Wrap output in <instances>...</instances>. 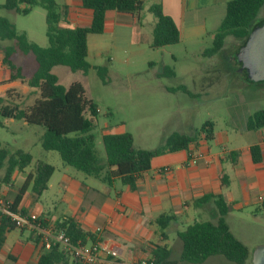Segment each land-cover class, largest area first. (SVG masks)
<instances>
[{"label": "crops", "instance_id": "obj_1", "mask_svg": "<svg viewBox=\"0 0 264 264\" xmlns=\"http://www.w3.org/2000/svg\"><path fill=\"white\" fill-rule=\"evenodd\" d=\"M229 1L231 0H161V3L163 12L173 19L180 31L179 44L193 45L202 44L205 38L213 40L214 33L225 17ZM5 2L6 0H0V5L3 6ZM55 2L64 11L62 15H65V24L72 27L91 25L92 11L83 7L82 0ZM140 16L141 20L137 22V17L132 14L108 11L104 32L88 36V54L91 50V38L104 34L111 36L114 47L142 53L147 46H151L155 18L152 30L146 31L142 13ZM22 32L30 41H34L27 31ZM4 40L0 39V96H4L10 88L27 96L31 91L27 84L20 80L8 81L9 71L3 62L4 49L16 48L15 54H21L20 64L14 63V56L13 63L27 76L35 72L36 60L30 54H23L15 41L11 40L13 42L9 43ZM123 41L127 44L126 47L121 46ZM204 50L199 49V53ZM170 56L177 60L175 54L170 53ZM211 66H214L212 71L223 70L222 60ZM240 73L242 76V71ZM214 78L218 84L223 82L219 74ZM212 84L214 81L209 82L208 87ZM252 84L253 87L245 82L237 85V103L222 122L217 118L207 120L212 124V140L207 141L200 134L187 150L166 152L153 158L150 170L141 174L134 189L124 185L119 179L113 180L109 186L97 178L104 185L100 192L92 186L74 183L72 177L64 176L58 187L62 191H69L72 196H66L69 208L63 210L62 218L50 219L41 209V205L33 197L27 199L25 194L18 208L25 209L27 213H37L48 223L71 217L84 231L90 232L97 239L95 242L104 250L117 251L119 259L127 263L153 259L154 248L164 246L170 251L169 263L176 264L180 259L182 246H178L172 239L173 234L178 236L191 221L216 222L219 213L215 199L210 198L201 203L196 201L209 195H222L231 206V211L224 217L225 221L235 237L249 248L251 257L259 245H264V236H256L259 228L264 231V128H248L250 116L264 110V82ZM179 87L181 86L167 87L166 90L172 92L179 90ZM186 89L188 92L182 90L185 94L199 95L198 92H192L187 87ZM198 130L200 129L191 130L188 127L179 132L193 134ZM254 145H258L261 152L258 163L254 162L251 152ZM196 149L204 152L206 160L189 166L188 155ZM50 180L47 189L52 186ZM11 186L13 184L10 183L0 189L7 199ZM14 198L15 196L9 200L13 202ZM84 202L88 209L84 208ZM162 215L174 217L165 228H161L156 222ZM198 218L202 221H196ZM178 222L187 223L186 227H178ZM14 230L19 231V237L17 241L9 242V234ZM14 230L7 234L0 252V264H7L8 261L10 264H37L43 252L42 243L35 242L36 235L32 229ZM254 238L257 242L251 249L249 239ZM92 242L89 240L86 243ZM66 264L75 263L72 258H68ZM248 264H252V261H248Z\"/></svg>", "mask_w": 264, "mask_h": 264}, {"label": "trees", "instance_id": "obj_2", "mask_svg": "<svg viewBox=\"0 0 264 264\" xmlns=\"http://www.w3.org/2000/svg\"><path fill=\"white\" fill-rule=\"evenodd\" d=\"M145 0H82V5L92 11V22L89 27H72L65 24L63 12L55 0H6L3 7L14 10L19 14H28L32 6H41L46 11V36L48 45L39 46L30 41L26 34L19 32L16 26L7 18L0 17V39L16 42L23 54H32L36 60L35 72L27 76L21 68L13 63L15 47L4 49L3 62L9 71L8 81L20 80L27 84L31 91L27 96L35 95L29 104H23L25 95L10 88L4 96H0V118L23 121L28 125L44 128L42 146L47 151H57L62 160L87 175L95 176L103 183L111 186L113 180L119 179L124 185L134 189L137 180L144 172L150 170L153 158L166 152L187 150L191 143L205 133V140L213 139L212 124L205 122L200 130L193 134L174 131L165 143L155 149H142L134 145V138L130 132H105L102 142L106 152V161L100 162L95 150L93 130L98 117V106L87 98L84 86L80 82H72L65 86L60 83L58 75L53 72L57 65L66 66L72 71L88 72L91 64L88 57V36L102 34L105 29L108 11L132 14L140 22ZM21 5H26L23 8ZM264 6V0H231L227 3L225 17L214 33L212 46L202 53L211 57L225 47L227 37H234L241 41V47L246 43L252 28L259 23L258 15ZM66 9L65 7H63ZM148 11L155 18L151 47L162 48L178 44L181 40L180 31L173 19L163 12L161 0L153 3ZM102 80L105 79L107 68L96 67ZM174 75L173 70H167ZM247 81V74L244 70ZM251 82V81H249ZM182 90L187 91L185 87ZM26 96V97H27ZM0 126H3L0 121ZM248 128L257 130L264 128V110L253 113L248 119ZM253 160L260 162L261 152L258 145L251 147ZM33 160L30 153L22 149L12 151L0 144V170L6 166L5 174L0 180L2 184H10L15 172L23 171ZM55 168L46 162H38L34 173L26 176L24 183L13 200V209H19V204L28 187L32 192L41 196L47 189L49 180ZM215 199L219 213L216 222H194L178 233L182 243L179 261L199 264L209 257L221 255L236 264H248L249 248L235 237L225 221V215L231 211V206L222 195L205 196L197 200L204 202ZM264 208V202H263ZM41 218H43L41 216ZM174 217L162 215L156 219L161 228H165ZM45 225L47 223H44ZM44 225V226H45ZM59 230H64L74 242H95L97 239L71 217L63 218L54 223ZM17 229L15 224L6 216L0 214V252L4 246L7 234ZM35 233V242L42 243L43 252L37 264H66L72 258L59 244L46 248L44 234ZM156 264H170V251L164 246H156L153 250ZM73 259L75 264H81Z\"/></svg>", "mask_w": 264, "mask_h": 264}, {"label": "rangeland", "instance_id": "obj_3", "mask_svg": "<svg viewBox=\"0 0 264 264\" xmlns=\"http://www.w3.org/2000/svg\"><path fill=\"white\" fill-rule=\"evenodd\" d=\"M154 2L155 0H145L142 16L146 31L152 30L154 25V16L147 10ZM0 17L7 18L18 31H27L33 42L38 45L41 44L42 47L48 45L46 11L41 6H32L28 14H19L0 5ZM258 17L264 19V6ZM93 37L87 57V61L91 64L88 72L72 71L61 65L55 66L53 72L65 86L72 82H80L85 88L87 98L97 104L98 117L92 132L95 137V150L102 163L106 161L102 142L105 132H130L133 135L135 147L155 149L163 145L166 137L173 131H181L188 127L191 130L200 129L205 121L212 118L222 122L237 103V85L245 82L246 85H250L249 87H253L252 82L244 78V68L235 58L241 48V41L232 36L227 37L222 52L211 56L212 58L199 53V49L203 50L212 46L213 40L209 38H205L202 44L178 43L164 48L147 46L142 53H133L124 48L114 47L109 34ZM126 45L124 41L121 44L122 47ZM95 47H98L96 51H94ZM170 53L176 55V61L171 58ZM20 55V53L14 55L16 65L20 64ZM30 56L33 58V55L30 54ZM219 60H222L223 70L212 71L214 66L211 65L219 63ZM99 66L107 68L104 80L97 73L96 67ZM167 70H173L174 75L169 74ZM218 74L223 81L222 85L215 82L214 77ZM211 81H214V84L208 87ZM177 86L187 87L192 92H198L199 95L185 94L181 87L172 92L166 90L167 87L176 88ZM34 97L35 95L25 96L23 104L31 103ZM0 121L3 124L0 126V144L12 151L22 149L33 157L28 167L14 174L11 180L13 186L7 195L9 199H13L28 173H34L38 162H46L54 166L55 171L50 180L52 186L41 196L35 195L31 187H28L25 197L27 199L33 197L50 219L62 218L63 210L69 208L66 196H70V192L62 191L58 187L64 176L72 177L74 183L89 185L100 192L103 191L104 185L95 176L87 175L67 165L57 151H47L43 148L44 128L17 120L0 118ZM5 168L6 166L0 170V180L5 174ZM6 185L2 184L4 187ZM71 199L75 201L74 198L71 197ZM84 208L88 209L86 202H84ZM196 221H202V219L198 218ZM193 222L191 221L190 224ZM186 224L178 222L177 226L184 229ZM256 236L263 237L264 231L259 228ZM18 237L19 231H12L8 237L9 242L17 241ZM172 239L178 246H182L176 233L173 234ZM255 242H257L255 238L249 239L251 249ZM252 257L253 254L248 261H252ZM10 263V261L7 262V264ZM176 264L194 263L177 261ZM199 264L236 263L217 255Z\"/></svg>", "mask_w": 264, "mask_h": 264}, {"label": "built area", "instance_id": "obj_4", "mask_svg": "<svg viewBox=\"0 0 264 264\" xmlns=\"http://www.w3.org/2000/svg\"><path fill=\"white\" fill-rule=\"evenodd\" d=\"M205 139V133H201ZM202 160H206L203 151L193 150L189 153L187 165H198ZM167 170V168H164ZM13 202L0 192V214L8 217L17 227V229L28 228L35 230L38 234H44L46 248L59 244L72 258L78 260L81 264H156L154 259L136 261L127 263L119 259L117 251H106L98 242L80 243L74 242L64 230H59L54 223H48L37 213H22L14 210ZM44 223H47L46 225ZM45 225V226H44Z\"/></svg>", "mask_w": 264, "mask_h": 264}, {"label": "water", "instance_id": "obj_5", "mask_svg": "<svg viewBox=\"0 0 264 264\" xmlns=\"http://www.w3.org/2000/svg\"><path fill=\"white\" fill-rule=\"evenodd\" d=\"M251 82H264V19L251 30L246 43L236 53ZM252 264H264V245L253 252Z\"/></svg>", "mask_w": 264, "mask_h": 264}]
</instances>
